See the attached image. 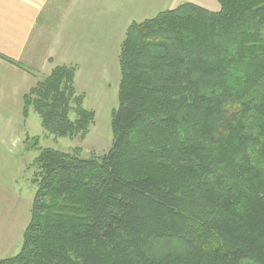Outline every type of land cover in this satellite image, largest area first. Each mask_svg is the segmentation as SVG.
<instances>
[{"label": "trees", "instance_id": "16d2710c", "mask_svg": "<svg viewBox=\"0 0 264 264\" xmlns=\"http://www.w3.org/2000/svg\"><path fill=\"white\" fill-rule=\"evenodd\" d=\"M216 1L129 25L109 150L36 143L21 249L0 264H264V0ZM75 69L40 78L23 116L84 137Z\"/></svg>", "mask_w": 264, "mask_h": 264}, {"label": "crops", "instance_id": "0c3cea01", "mask_svg": "<svg viewBox=\"0 0 264 264\" xmlns=\"http://www.w3.org/2000/svg\"><path fill=\"white\" fill-rule=\"evenodd\" d=\"M58 1L0 0V258L10 251L12 229L17 235L23 228V223L13 227L17 217L13 220L10 172L13 139L22 143L27 134L30 116H23L22 98L29 89L55 66L74 65L76 91L84 99L96 97L99 91L95 93L94 86L96 81L102 86L100 77L103 70L108 72L103 66L108 61L106 83L117 89L119 43L131 21L148 14L152 17L181 2L219 10L216 0H179L174 6L169 4L176 0H68L51 20L54 10L48 12L49 5Z\"/></svg>", "mask_w": 264, "mask_h": 264}, {"label": "rangeland", "instance_id": "374dc122", "mask_svg": "<svg viewBox=\"0 0 264 264\" xmlns=\"http://www.w3.org/2000/svg\"><path fill=\"white\" fill-rule=\"evenodd\" d=\"M178 1L179 0H176L169 5L174 6L178 3ZM67 2L68 0H59L58 2H55L54 5H49L50 9H48V12H50V10H54L53 12H50L51 20H53V18L57 16V13L66 6ZM158 13L159 12L155 13V15H157ZM148 15H144V19L139 20L138 22H141L145 19H150L155 16L153 15L152 17L148 18L146 17ZM132 22L134 21H131L130 24ZM129 25L126 27L123 37L121 36L122 40L119 43L120 45L123 42L125 32ZM71 66L75 67L74 65ZM103 66L108 70V72H105V70L102 71L103 74L102 77H100L102 86H99L98 82L96 81L93 90L95 91V93L99 91V94H95L96 97H88L86 95L85 99H83V106L93 111L94 114V120L92 121L89 130L84 137H79L77 135L57 136L53 133L46 132L41 125L38 114L35 111H32V108L29 110V113L27 115V117L30 116V118H28L29 123H27L26 127L27 134H25V137L22 136V143L17 142L13 139V160L10 172V196L12 202L13 220L17 217L16 223L13 227L17 228L19 227V225H21V223H23V228L17 235L16 230L12 229L11 244L8 247L10 251L7 253L5 252L0 259L12 257L16 255L21 249L22 232L24 230V227L28 223L29 208L37 189V184L34 182L36 166L33 161L36 158V155L39 153L40 149L51 147L60 151H74L79 156L84 158H96L109 150L112 143V138L114 137V133L112 132L110 127L111 112L117 105L118 87L116 89L115 84L106 83L110 72L109 68L111 66V61H108L107 64ZM92 86L93 85H90V87ZM71 117L74 118V114H71ZM15 133L16 130L13 131V136H15ZM36 143V148L40 149H36L34 147ZM20 145L21 150L19 151ZM4 194L8 195V192L2 193V195Z\"/></svg>", "mask_w": 264, "mask_h": 264}]
</instances>
